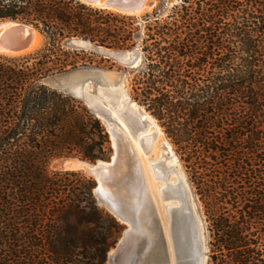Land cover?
Instances as JSON below:
<instances>
[{
    "label": "trees",
    "instance_id": "trees-1",
    "mask_svg": "<svg viewBox=\"0 0 264 264\" xmlns=\"http://www.w3.org/2000/svg\"><path fill=\"white\" fill-rule=\"evenodd\" d=\"M0 20L46 39L27 55L0 53V264H104L121 224L96 203L92 177L50 162L107 160L109 135L46 80L94 63L75 38L124 49L141 34L131 97L187 172L208 225V264H264V0H179L165 17L144 15L141 28L77 0H0Z\"/></svg>",
    "mask_w": 264,
    "mask_h": 264
},
{
    "label": "water",
    "instance_id": "water-1",
    "mask_svg": "<svg viewBox=\"0 0 264 264\" xmlns=\"http://www.w3.org/2000/svg\"><path fill=\"white\" fill-rule=\"evenodd\" d=\"M77 1L124 15H138L153 4L151 0ZM0 22H16L28 31L31 29L36 31L32 25L25 22L17 20H0ZM0 43L13 49H20L32 43V36L26 34L16 39L8 32H3L0 33ZM140 60V55L134 52L123 62L125 66L134 68ZM105 99L109 104L108 107L100 106L97 98L93 97L90 98L89 103L92 111L106 126L112 141L113 154L108 161L96 160L90 163L78 160L77 163L81 167L88 168V173L94 176L96 185L93 193L96 203L104 205L126 226L115 246V252L108 256V264H206V243L202 227L190 203L186 179L179 178L181 205L170 208L169 244L160 215L148 190L140 157L131 137L118 118L130 126L133 135L135 122L145 121L135 120L125 111L116 109L115 103L108 96ZM126 99L123 100L124 104ZM112 110L116 111V115L111 113ZM143 111L146 112L144 108Z\"/></svg>",
    "mask_w": 264,
    "mask_h": 264
},
{
    "label": "rangeland",
    "instance_id": "rangeland-1",
    "mask_svg": "<svg viewBox=\"0 0 264 264\" xmlns=\"http://www.w3.org/2000/svg\"><path fill=\"white\" fill-rule=\"evenodd\" d=\"M151 1L153 3L152 6H150L143 13H141L139 15H126V16H132V17L137 19L136 20L137 22L134 26H138L141 28L142 23H143V16L146 14H152V12L154 10L157 11V13L161 17H165L167 15V13L170 11L171 7L175 3L179 2V0H151ZM93 8H95V7H93ZM106 11H108V10H106ZM110 12H112V11H110ZM113 13L119 14L116 12H113ZM120 15H124V14H120ZM34 28L36 29L37 33L39 34V36L41 38V39H39L40 41H39L38 47L34 48L30 52H27V53L21 54V55H27V54L35 52L37 49L42 47L46 41L45 36L41 33V31L39 29H37L36 27H34ZM131 43H134L133 47L124 48V49H112V48H106L104 46H99V45L90 43L87 40L75 38L72 41V44L75 45L76 47H78L79 49H84L85 51L92 53L94 63L92 65H89V66H81V67H78L76 69L65 72L63 74H58V75L52 76L46 80V83L52 87H56L62 91H65V92L73 95L77 99L81 100L91 110H92V107L89 103L90 98H92V97L97 98V100H98L97 102L100 106H105V107L107 106L108 107L109 104L105 99V97L108 96L109 99H111V101L115 103L116 109L125 111L126 114H130V116H132L135 120L140 119L138 112L130 109V104L133 103V104H136V106H140L142 108H144V107L132 99L130 92H131V81H132L133 77L135 76L137 69L140 67V65L142 63V53L140 50L141 49L140 46L142 43V34L137 35L134 38H132ZM134 52L138 53L140 55V58H141L140 62L134 68H130V67L125 66L123 61L125 59L130 58L132 53H134ZM125 98H127V99L125 101L126 103L124 104L123 100ZM111 113L116 115L115 110H112ZM119 119H121V118H119ZM101 122H102V120H101ZM157 124H158V122H157ZM103 125H104V123H103ZM134 125H135L133 128L134 135H136L138 133V131H140V130H145L148 126V124H146L145 122L139 123L138 121L135 122ZM104 127L106 129L105 125H104ZM161 130L163 132L162 137L170 145H172L171 148L175 152V156L177 157V163L174 167L175 172H171L168 170L166 171V169L164 170V168H163V170L166 171V174L164 176H160L159 174L157 176V174L153 173L154 172L153 171L152 172L154 174L153 176H156V177H154L156 179L155 180L149 176V172L146 168L147 167V161L155 158L154 151L150 152L148 154L140 155L141 163H142V166L144 168L143 170L145 172V176H147L146 180L149 183L148 185H149L151 197H152V199H154L153 202H154L155 206H157L156 208H157L158 213L161 217L162 215L160 214V211L162 212V209H161L162 205H167L171 202H175V200L169 199V200L162 201L161 197H160L161 200L157 199V195L155 193V192H157V189H155V188L158 186V184L166 182V176H167V178H173L177 172H178L177 174L181 173V175L185 179H187L186 183H187V189L189 188L188 194H189L190 203L192 205V208L194 209V212L196 213V215L198 217V220L200 219L202 221V222H200V220H199L200 225L202 224L201 225L202 232H203V236H204L205 243H206V255H207L206 264H208V262H209V239H210V237H209L207 221H206L202 206H201V204H200V202H199V200H198V198L194 192V189H193V187L189 181L187 172H186V170H185V168H184V166H183V164H182L171 140L166 136V134L164 133L162 128H161ZM106 131H107V129H106ZM107 133H108V131H107ZM108 135H109V133H108ZM160 138L161 137L156 138L158 140L155 139L156 144L161 143ZM109 139H110V135H109ZM110 146L112 149L110 152V157H111L113 154V147H112L111 139H110ZM110 157H109V159H110ZM109 159H107L105 161H108ZM78 160H83V159H80V158L74 157V156H59V157L54 158L50 162V169L51 170L81 171L86 176L92 177L94 179V176L91 175L90 173H88V168L77 166L75 164L76 162H78ZM85 161H87V160H85ZM87 162L93 163L94 161L93 162L87 161ZM168 162L169 161H166V163H168ZM163 180H164V182H163ZM95 200H96V197H95ZM98 206L100 208H102L104 211L111 214L105 208L104 205L98 204ZM160 219H162V218H160ZM118 222L121 224L122 230L120 232H118V234H115V238H114L115 243L109 248V251L107 253V257H106L104 264H108V260H107L108 256L115 252V246L117 245L118 241L120 240V238L122 236V232L124 231V229L126 227L120 221H118ZM161 222L163 224V219Z\"/></svg>",
    "mask_w": 264,
    "mask_h": 264
},
{
    "label": "bare ground",
    "instance_id": "bare-ground-1",
    "mask_svg": "<svg viewBox=\"0 0 264 264\" xmlns=\"http://www.w3.org/2000/svg\"><path fill=\"white\" fill-rule=\"evenodd\" d=\"M139 14H141V13H139ZM3 32L4 33L8 32L9 35H11L13 38H16V39H20V38L24 37L26 34H31V36H32V43L30 45L22 47L20 49H13V48H10V47L5 46V45L0 43V53L6 54V55H21V54H25L27 52H30L34 48L38 47V44L40 41L39 39H41L39 34L35 30L31 29V31H28V29L24 28L22 25H20L16 22L0 23V33H3ZM130 109L138 112L139 118L141 120H144L146 122V124H148V126L145 130H140V131H138V133L136 135H132L130 126L127 125V123L125 121H123L122 119L118 118V120L121 123V125L124 127L126 132L129 134V136L131 137L133 146H134L139 157H140V155L148 154V153L154 151L155 158L154 159L151 158L152 160L147 161V167L146 168L149 172V176L152 177L153 179H155L154 177H156V176H153L154 175L153 173L157 174V176H158V174L160 176H164L166 174L167 170L171 171V172H175L174 167L177 163V157L174 154L175 152L173 153V151H172V148H171L172 145H170L162 137L163 132H162L160 126L157 124L156 120L152 116H150V114L148 112H144L142 107L136 106V104L131 103ZM159 137H161L160 138L161 143L156 144V140H158L156 138H159ZM166 161H169V162L166 163ZM75 164L77 166H80L77 162ZM163 168H164V170L166 169V171H164ZM177 173L173 178H167V176H166V182L158 184V186L155 188V189H157V192H155L157 195V199L161 200V198H162V201L169 200V199L175 200V202H171L167 205H162V207H161L162 212L160 211V214L162 215L160 218L163 219L164 230H165V234H166V237H167L169 244H170V239H169V232H168V218H169V215L171 214L170 208L172 206H180L181 205V202H180L181 196L179 193L181 190V187L179 186V178H183V176L181 175V173L180 174H177ZM145 177H147V176H145ZM163 182H164V180H163ZM147 184H149V183L147 182ZM148 190H149V185H148ZM188 190H189V188H188ZM149 192H150V190H149ZM162 219H161V221H162ZM200 222H202V221L200 220ZM169 249L171 252V248H169ZM111 255H109V256H111Z\"/></svg>",
    "mask_w": 264,
    "mask_h": 264
}]
</instances>
